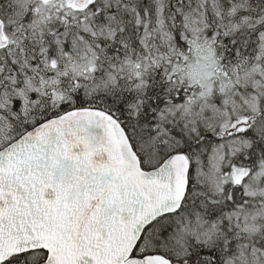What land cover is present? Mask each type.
Listing matches in <instances>:
<instances>
[{"label":"snow or ice","instance_id":"1","mask_svg":"<svg viewBox=\"0 0 264 264\" xmlns=\"http://www.w3.org/2000/svg\"><path fill=\"white\" fill-rule=\"evenodd\" d=\"M0 264H264V0H0Z\"/></svg>","mask_w":264,"mask_h":264}]
</instances>
